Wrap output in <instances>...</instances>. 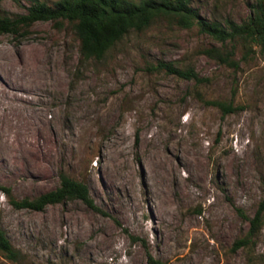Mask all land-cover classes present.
Wrapping results in <instances>:
<instances>
[{"label":"rangeland","instance_id":"obj_1","mask_svg":"<svg viewBox=\"0 0 264 264\" xmlns=\"http://www.w3.org/2000/svg\"><path fill=\"white\" fill-rule=\"evenodd\" d=\"M191 2L210 21L241 24L257 0ZM30 6L2 0L0 16ZM234 45L238 69L205 54L221 44L198 27L165 17L101 60L82 58L67 21L0 34V229L22 257L0 252V264H264V212L252 242L237 246L264 203V52ZM22 61L47 77L35 94ZM159 61L208 80L151 70ZM20 146L35 147L27 163ZM62 174L85 183L101 212L80 200L43 211L12 205L57 189Z\"/></svg>","mask_w":264,"mask_h":264},{"label":"trees","instance_id":"obj_2","mask_svg":"<svg viewBox=\"0 0 264 264\" xmlns=\"http://www.w3.org/2000/svg\"><path fill=\"white\" fill-rule=\"evenodd\" d=\"M27 1L31 4L28 13L16 17L0 16V34L26 36L28 29L38 22L74 23L81 41V56L84 60L103 59L128 35L143 32L163 17L174 20L181 28L198 27L201 34L219 42L221 47L206 49L205 54L220 65L239 68V62L235 60L236 39L247 40L264 52V0H257L251 6L250 16L241 24L233 20H226L225 23L210 21L193 7L191 0H59L53 6L41 0ZM228 44H231L230 50ZM151 70L165 72L198 84L208 80L201 77L195 68H182L175 62L159 61ZM208 103L220 108L224 114L236 111L231 103L219 101ZM60 180L57 189L37 199L22 201L12 199L11 203L17 209L43 211L49 205L80 200L91 210L101 212L85 183L67 174H62ZM7 194L10 195L9 192ZM263 212L264 203L256 217L251 220L252 228L247 237L237 243L238 247L247 246L252 242L261 227ZM0 252L13 262H19L22 258L21 251L12 245L1 229Z\"/></svg>","mask_w":264,"mask_h":264},{"label":"bare ground","instance_id":"obj_3","mask_svg":"<svg viewBox=\"0 0 264 264\" xmlns=\"http://www.w3.org/2000/svg\"><path fill=\"white\" fill-rule=\"evenodd\" d=\"M31 65L26 62V61H22L18 64V68L19 69H22V70H25L27 71L28 70V76L31 74V82L29 83L31 85V88L28 89L27 88V93L28 94H35L38 87L40 86V84H43V83H46L47 82V77H45L42 73H37V74H34L30 71V69H27V68H30ZM13 98L19 103V101H24L22 99V97H19L18 95H15V94H12ZM41 116L37 119L38 121H35L36 125L38 126V131L39 132H44V129H43V122L41 121ZM43 120V119H42ZM46 133V132H45ZM44 136V135H43ZM47 136V135H46ZM21 148H17V152L15 153H18L19 154V158L21 159V162L23 163H27L30 161V156H32L35 152V147H34V150L31 151V147H27L26 149H23L22 146H20ZM14 156V155H13ZM15 159H18V158H15ZM30 166L26 165L25 168H29ZM30 170L33 169V164L31 162V167L29 168ZM29 170V171H30Z\"/></svg>","mask_w":264,"mask_h":264}]
</instances>
